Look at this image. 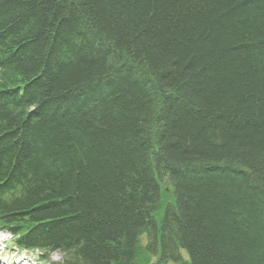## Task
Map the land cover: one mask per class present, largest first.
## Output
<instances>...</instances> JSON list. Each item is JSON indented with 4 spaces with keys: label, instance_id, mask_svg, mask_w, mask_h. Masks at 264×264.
Returning a JSON list of instances; mask_svg holds the SVG:
<instances>
[{
    "label": "trees",
    "instance_id": "16d2710c",
    "mask_svg": "<svg viewBox=\"0 0 264 264\" xmlns=\"http://www.w3.org/2000/svg\"><path fill=\"white\" fill-rule=\"evenodd\" d=\"M4 175L1 217L62 264H264V0H0Z\"/></svg>",
    "mask_w": 264,
    "mask_h": 264
},
{
    "label": "bare ground",
    "instance_id": "6f19581e",
    "mask_svg": "<svg viewBox=\"0 0 264 264\" xmlns=\"http://www.w3.org/2000/svg\"><path fill=\"white\" fill-rule=\"evenodd\" d=\"M144 71L146 73H149V70H147V68H145ZM15 89L16 88H9L7 90H9V92H12ZM156 155L157 154L151 155V158H150L151 166L153 167L152 170H153L154 176L158 177L159 180H160L161 177H163V178H166L168 181H172L173 182L174 179L172 178L173 176H172V173L169 172V169H167V167L165 168L164 166H161L160 164H158V162L155 161ZM18 180H20V178L16 177V176L15 177L12 176L11 178H9V177L4 175L3 177H1L0 181H2L5 184V187H4L3 192H2L1 200H4L5 202H7V201L10 200V197H11L10 195L13 194L15 196V194H14L16 192L15 190L17 189V187H20V185L18 183H15L14 181L17 182ZM156 183L158 184L159 181L156 180ZM170 184L173 185L172 183H170ZM162 190L164 192H166L168 190V184L162 186ZM18 195L21 196L20 194H18ZM19 196H17V194H16L15 198L18 199ZM166 196H167V194L165 193V198H166ZM159 201H160V199H159ZM171 204H174L176 207H179V202L177 200V201H173V202H162L163 209L158 208V210H157L154 207L151 209L150 213H152L153 215L148 216V217L153 221V224L146 220V225L149 228L150 232L154 231L153 227L157 228V224L159 222H161V220L164 221V223H165V219H163L162 216H160L158 218V216L160 215L158 213H160L161 211L165 210L166 208L171 211L172 210L171 207H170ZM176 210H179V208L176 209ZM163 214H164V212H163ZM156 215H157V219H156ZM22 232H25V231H22ZM148 236H149L148 235V230H145L144 232H141L140 235H139V238H138V242L140 244H142L141 243L142 237L144 238L143 240H147ZM24 239L22 241L23 246L28 248L29 246L24 242ZM38 248H41V246H38ZM168 251H167V253H168ZM142 253H143L142 251L134 252V256L132 258L131 264H148L149 262H147L146 256L145 255L143 256ZM167 253L165 255V259L166 260L162 264H188V263L192 264V259H191L190 254L188 253L187 250L182 251L180 245L174 246L173 250H172V252L170 254H167ZM161 261H163V259Z\"/></svg>",
    "mask_w": 264,
    "mask_h": 264
},
{
    "label": "rangeland",
    "instance_id": "374dc122",
    "mask_svg": "<svg viewBox=\"0 0 264 264\" xmlns=\"http://www.w3.org/2000/svg\"><path fill=\"white\" fill-rule=\"evenodd\" d=\"M244 42V41H243ZM129 62H132V61H129ZM11 78H12V76H11ZM10 78V79H11ZM12 80V79H11ZM14 86V85H13ZM20 88H21V86H19ZM11 88H13V87H11ZM16 88H18V87H16ZM21 89H23V88H21ZM166 190V189H165ZM167 194H170V190L168 189L167 190ZM172 200V198L171 197H166L165 198V193H164V191L162 192V197H161V204H160V208L161 209H163V205H162V202H169V201H171ZM173 213H175V212H173ZM175 214H178V212H176ZM162 227H164L163 226V224H161V228ZM147 228V227H146ZM144 228L143 230H148V232L150 233V231H149V228ZM143 230H141V231H143ZM161 231V230H160ZM151 234V233H150ZM144 237V236H143ZM142 237V239H141V243L144 245V243L146 242V240H143L144 238ZM138 239V238H137ZM137 241V240H136ZM63 248H60L59 250H62ZM59 250H57V251H59ZM141 251V250H140ZM143 253H142V255L144 256H146V259H147V262H149L148 264H157V261H158V258L157 257H155V256H150L149 254H145L146 252H144V251H142ZM67 253H70V250H69V252H65V253H59V252H56V253H54L52 256H50V262H57V261H60V262H62V260H63V256H66L67 255ZM149 260V261H148ZM39 264H42V263H39Z\"/></svg>",
    "mask_w": 264,
    "mask_h": 264
}]
</instances>
